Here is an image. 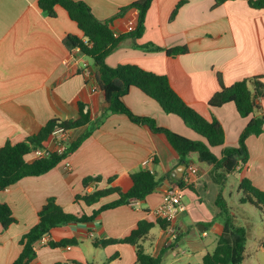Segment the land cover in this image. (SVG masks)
I'll return each mask as SVG.
<instances>
[{"label": "crops", "instance_id": "obj_1", "mask_svg": "<svg viewBox=\"0 0 264 264\" xmlns=\"http://www.w3.org/2000/svg\"><path fill=\"white\" fill-rule=\"evenodd\" d=\"M86 2L100 20L115 16L121 8L137 0H76ZM184 2L174 19L178 4ZM216 0H154L145 20V33L137 43H152L167 49L187 46V54L175 57L166 52H144L133 47L131 39L106 59L110 67L134 64L169 78L173 89L204 118L219 120L225 131V144L213 149L221 159L225 148L237 146L240 135L252 116L243 118L233 103L211 108L209 100L220 90L218 74L226 86L257 75H264V8H252L245 0L226 1L214 7ZM138 11L128 9L112 23L119 35L137 26ZM68 35L83 36L67 11L57 6V17H46L38 0H0V148L8 141L16 144L36 134L53 118L79 117V103L95 120L107 109L97 80V66L79 49L68 50L63 41ZM88 81V83H87ZM97 85V89L93 90ZM137 115L151 117L162 128L192 140L201 137L178 116L167 114L153 99L137 88L125 98ZM262 112L264 114V99ZM88 126L69 132V142L77 140ZM52 142L48 141L46 147ZM249 161L240 173L224 175L213 166L200 164L192 157L183 177L194 188L184 189L187 210L180 215L178 237L169 239L167 229L157 224L156 208L162 202L166 181L183 164L167 137L149 127L138 125L122 114L109 115L103 124L71 156L46 174L25 177L0 191V204H7L16 223L4 230L0 223V264H12L21 252L20 239L39 221L38 212L49 198L68 213L92 215L103 205L119 198L111 194L87 206L76 203L78 194L113 186L129 188V175L147 167L160 181L145 201H135L104 211L91 223H77L53 229L42 240L31 264H134L137 256L130 244L95 247L94 239H122L131 234L142 220L155 224L143 245L152 255L164 250L175 257L169 264H203V258L217 246L223 219L216 205L219 189L228 203L242 178H249L264 191V133L247 140ZM34 161L33 155L28 159ZM170 175V176H169ZM102 177L99 184L84 188L83 180ZM252 209V210H251ZM235 224L247 231L243 264H264V218L253 208H230ZM256 216L259 222L255 221ZM203 225V226H202ZM207 226V227H206ZM160 228L161 242L156 246L152 231ZM259 232L255 234L256 228ZM201 229V230H199ZM76 239L77 244L50 248L45 242ZM181 244L189 251L180 249ZM215 250V249H214ZM159 251L157 254L156 252ZM171 255V256H170Z\"/></svg>", "mask_w": 264, "mask_h": 264}, {"label": "trees", "instance_id": "obj_2", "mask_svg": "<svg viewBox=\"0 0 264 264\" xmlns=\"http://www.w3.org/2000/svg\"><path fill=\"white\" fill-rule=\"evenodd\" d=\"M153 1L137 0L131 5L121 8L112 18L103 21L94 15L91 7L84 1L38 0L39 8L46 17L56 18L57 6H60L67 11L70 19L82 31V37L68 35L65 37L63 44L68 50L79 49L96 64V80L100 90L104 94L107 109L95 120H92L90 112L85 111V105L79 103L78 118L70 120L53 118L36 134L30 135L23 142L13 144L8 141L0 148V191L18 183L25 177L40 176L54 169L79 149L84 141L111 114L125 115L135 124L147 126L155 133L164 134L178 153L181 162L187 167L192 157L196 156L200 164L213 166L215 169L221 170L224 175L241 172L249 161L248 138L250 136H260L264 133V114L255 115L262 112L261 101L264 99V75L246 78L235 82L231 86H226L222 75L218 74L220 90L209 100V106L211 108H220L226 104L233 103L241 117L248 118L252 116L250 122L240 135L238 145L236 147L225 148L223 157L218 159L212 152V148L225 144V131L219 120L214 118L212 121H209L189 106L173 89L166 75L147 71L134 64H121L116 67H110L106 63L107 57L127 39L132 40L134 48L144 52L164 51L168 56L172 57L189 52L187 46L164 49L152 43L145 45L137 43L145 33L146 15ZM226 1L230 0H216L214 7H218ZM245 1L252 8H264V0ZM183 4L184 2L178 4L171 19L175 18L179 8ZM131 8L138 11L137 26L129 32L119 35L115 34L112 29L113 21ZM132 88L139 89L146 96L155 100L165 113L180 117L201 139H189L170 129L160 127L155 119L151 117L135 114L125 102V98ZM85 126H88V128L84 134L77 140L69 142L63 152H52L48 156L35 159L32 162L28 161L35 150L46 148L55 130L62 128L70 132ZM129 179L131 181L129 188L113 186L115 178H109L108 187L76 195L75 202L78 204L84 203L87 206L94 205L102 198L111 194L119 196L117 200L103 205L90 216L68 213L56 202L55 198H49L38 212V223L20 239L21 252L12 264H31L37 257L38 247L42 244V240L51 235L53 229L71 224L95 222L104 211L115 209L121 205L131 204L132 199L145 201L160 184L157 174L147 167L131 173ZM101 181L102 177L100 176L88 177L83 180V186L86 189L90 184H99ZM171 188H189L194 191V188L184 182L183 179L172 180ZM239 191L241 193L240 203L252 205L264 217V191L256 187L246 177L241 179ZM216 205L220 209V215L223 219V229L218 236L215 250L208 252L204 256L203 264H243L247 245V231L245 228L235 224L234 216L223 195L222 188L219 189ZM16 222L17 220L14 218L10 207L5 203H1L0 223L3 229H8L9 226ZM157 224L164 230L168 227V223L160 218L157 219ZM154 226V223L142 220L138 223L137 228L127 237L122 239L97 238L93 240V245L97 248H103L113 244H130L134 246L136 251L137 259L134 264H161L164 250L158 255H152L146 251L143 245ZM77 243L76 239H64L58 242L49 240L44 245L50 248H59ZM262 245L264 247V241Z\"/></svg>", "mask_w": 264, "mask_h": 264}, {"label": "built area", "instance_id": "obj_3", "mask_svg": "<svg viewBox=\"0 0 264 264\" xmlns=\"http://www.w3.org/2000/svg\"><path fill=\"white\" fill-rule=\"evenodd\" d=\"M97 88L98 87L96 85L93 90ZM51 139L52 142L48 147L34 151V160L48 156L52 152H63L69 143V131L59 128L55 130ZM183 198L184 189H172L170 187L169 189H166L162 202L155 210L157 218H160L168 223L167 231L169 239L172 241H175L178 237L177 223L179 217L187 210L186 205L183 202Z\"/></svg>", "mask_w": 264, "mask_h": 264}, {"label": "rangeland", "instance_id": "obj_4", "mask_svg": "<svg viewBox=\"0 0 264 264\" xmlns=\"http://www.w3.org/2000/svg\"><path fill=\"white\" fill-rule=\"evenodd\" d=\"M189 127V126H188ZM190 128V127H189ZM191 129V128H190ZM192 130V129H191ZM236 147V146H233ZM213 151V149H212ZM188 201V197H185L184 202L186 203ZM230 208H253V211L255 212V214L257 215L258 213L263 216L256 208H254L252 205L250 204H241L238 201V194L237 191L232 193L230 202H229ZM252 210V209H251ZM258 212V213H256ZM258 216V215H257ZM256 216L255 221L259 222L258 217ZM264 218V217H263ZM203 226V225H202ZM257 230L255 231V234L259 232V227L256 228ZM152 237L154 238V241H156V246L161 242V238L162 236V232L160 230L159 227H157V229H155L154 231H152ZM180 249L185 250L186 252L189 251L188 247H186L184 244H181ZM215 246H213L211 248L212 251H214ZM157 254L159 253V251L156 252ZM171 256V255H170ZM172 259H175V257H166V259L164 260L163 264H169L170 261ZM247 263L250 264L252 263L251 261L247 260Z\"/></svg>", "mask_w": 264, "mask_h": 264}, {"label": "water", "instance_id": "obj_5", "mask_svg": "<svg viewBox=\"0 0 264 264\" xmlns=\"http://www.w3.org/2000/svg\"><path fill=\"white\" fill-rule=\"evenodd\" d=\"M186 169L185 164L183 163L182 165H180L173 173L172 176L175 180H180L183 177L184 171ZM166 189H169L171 187V181L167 180L166 181V185H165ZM137 201L136 199H132V202ZM201 230V229H199Z\"/></svg>", "mask_w": 264, "mask_h": 264}]
</instances>
